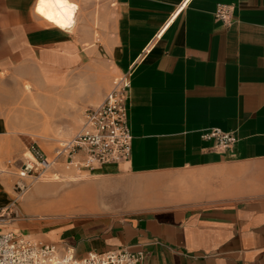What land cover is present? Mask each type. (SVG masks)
<instances>
[{
    "label": "crops",
    "instance_id": "crops-1",
    "mask_svg": "<svg viewBox=\"0 0 264 264\" xmlns=\"http://www.w3.org/2000/svg\"><path fill=\"white\" fill-rule=\"evenodd\" d=\"M40 1L0 0V167L21 155L3 100L6 73L35 74L61 102L87 97L85 85L75 95L65 72L98 32L78 25L81 0H59L53 15ZM107 1L102 46L107 76L129 83L132 156L88 171L135 181L131 191L124 185L126 197L141 202L37 235L71 245L78 257L128 248L144 252L143 264H264V0ZM219 3L233 5L231 24L215 18ZM42 116L41 138L52 131ZM212 127L236 141L217 146L203 137ZM65 172L46 178H85ZM9 186L0 176V209L16 203Z\"/></svg>",
    "mask_w": 264,
    "mask_h": 264
},
{
    "label": "rangeland",
    "instance_id": "rangeland-1",
    "mask_svg": "<svg viewBox=\"0 0 264 264\" xmlns=\"http://www.w3.org/2000/svg\"><path fill=\"white\" fill-rule=\"evenodd\" d=\"M107 5L110 6L107 0H81L78 25L85 21L91 23L94 32H98V39H94L92 45L82 47L81 62L65 74L72 80L75 95H79L81 86L88 88L86 98L74 96L61 102L60 94L55 96V91L53 95L52 87L39 83L35 74H5L8 77L6 76L7 82L2 85L3 100L13 134L21 147V155L17 160L10 159L9 163L0 167V170H5L0 172L1 179L10 185L16 200L0 217V224H5L0 225V230H14L37 240L53 242V238L37 233L87 216L127 214L133 207L140 205L141 201L134 200L140 198L134 197L133 192H129L126 197L124 185H128L131 191L135 182L133 180L110 178L103 181L104 176L82 169L80 170L84 172L85 178H46L54 172L62 176L67 173L65 171L78 169H67L63 162L64 156L59 158V164L53 165L38 178L27 177L22 181L19 176L22 164L27 160L24 154L30 151L31 146L42 149L50 160L54 159L56 149L61 147L62 142L73 138L80 129L85 114L99 104L105 93L120 79L118 73L107 76L108 61L102 44L105 43L103 32L109 30L112 15L108 14L106 20L101 17ZM58 7L59 0H41L39 4L40 11L46 15H53ZM26 84L29 90L26 89ZM41 114L51 122L49 129L52 130L46 131L43 138L36 136L45 127L43 116L42 119L38 118ZM29 156L34 159L32 154ZM18 182L26 185L25 193L19 192ZM26 197H31L30 202H26Z\"/></svg>",
    "mask_w": 264,
    "mask_h": 264
},
{
    "label": "built area",
    "instance_id": "built-area-1",
    "mask_svg": "<svg viewBox=\"0 0 264 264\" xmlns=\"http://www.w3.org/2000/svg\"><path fill=\"white\" fill-rule=\"evenodd\" d=\"M233 5L219 3L214 11L215 18L226 24L233 19ZM129 83L121 77L104 99L92 107L84 116L80 129L73 138L59 147L57 154L64 156L67 169L92 170L105 163H121L132 156L133 136L129 125ZM203 137L215 139L217 146L228 148L235 141L233 132L212 127ZM34 159L27 158L19 176L38 178L54 164V159L37 147L29 149ZM83 154V157L80 156ZM20 193L26 185L17 183ZM16 201V200H15ZM7 209H0V217ZM144 252L128 248L106 251H90L78 257L74 247L59 245L51 241L37 240L14 230H0V264H143Z\"/></svg>",
    "mask_w": 264,
    "mask_h": 264
},
{
    "label": "bare ground",
    "instance_id": "bare-ground-1",
    "mask_svg": "<svg viewBox=\"0 0 264 264\" xmlns=\"http://www.w3.org/2000/svg\"><path fill=\"white\" fill-rule=\"evenodd\" d=\"M66 142H67V141L62 142L61 144L64 146ZM58 149H59V148L56 149V151H55L56 154H55V157H54V159H55L57 162H58V160H59V158H60V155L57 154ZM58 163H59V162H58ZM78 170H80V169H78ZM0 225H3V224H0ZM31 237H32V236H31Z\"/></svg>",
    "mask_w": 264,
    "mask_h": 264
}]
</instances>
